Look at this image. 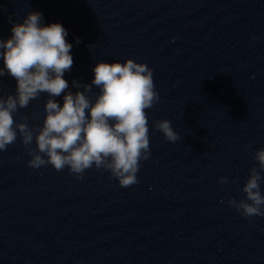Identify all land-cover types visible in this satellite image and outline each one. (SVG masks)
<instances>
[{
    "label": "clouds",
    "instance_id": "1",
    "mask_svg": "<svg viewBox=\"0 0 264 264\" xmlns=\"http://www.w3.org/2000/svg\"><path fill=\"white\" fill-rule=\"evenodd\" d=\"M43 15L30 11L20 23H12L11 36L0 39V77L10 75L17 81L15 94L0 95V151L22 142L31 157L30 168L52 165L56 171L65 168L77 179L93 166L110 173L122 188L138 183L140 162L150 158L148 115L146 109L160 101L155 90L153 70L133 59L121 62H98L93 68L91 84L73 81L77 89H69L64 74L71 70L73 45L68 43L67 30L60 23L42 25ZM11 23V21H10ZM77 43L80 42L76 38ZM93 85L99 89L95 101ZM46 93L42 126H29L27 117L14 119L18 109L27 108L33 100ZM62 93L63 105L55 99ZM87 110V114H86ZM155 129L168 142H177L180 135L168 119L155 121ZM35 140L36 147L32 144ZM256 166L241 191L246 198H229L227 203L242 217H264V195L261 194L264 173V148L253 154ZM220 184L228 183L221 177ZM235 183V181H233Z\"/></svg>",
    "mask_w": 264,
    "mask_h": 264
}]
</instances>
